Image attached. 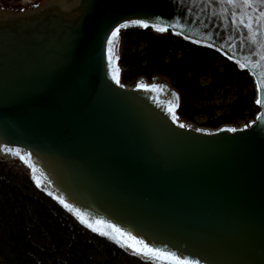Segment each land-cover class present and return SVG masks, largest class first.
Returning <instances> with one entry per match:
<instances>
[{"label": "water", "instance_id": "water-1", "mask_svg": "<svg viewBox=\"0 0 264 264\" xmlns=\"http://www.w3.org/2000/svg\"><path fill=\"white\" fill-rule=\"evenodd\" d=\"M149 28L247 72L257 110L179 118L163 76L120 77ZM0 161L150 264H264V0H0Z\"/></svg>", "mask_w": 264, "mask_h": 264}, {"label": "trees", "instance_id": "trees-1", "mask_svg": "<svg viewBox=\"0 0 264 264\" xmlns=\"http://www.w3.org/2000/svg\"><path fill=\"white\" fill-rule=\"evenodd\" d=\"M120 77L167 78L178 91L180 119L239 125L257 107L247 72L215 51L149 28L120 31ZM0 264H150L80 226L27 174L0 161Z\"/></svg>", "mask_w": 264, "mask_h": 264}, {"label": "rangeland", "instance_id": "rangeland-1", "mask_svg": "<svg viewBox=\"0 0 264 264\" xmlns=\"http://www.w3.org/2000/svg\"><path fill=\"white\" fill-rule=\"evenodd\" d=\"M201 121H202L201 119L196 120V122H198V123L201 122ZM198 123H196V124H198ZM242 123H245V122H241L240 124H242Z\"/></svg>", "mask_w": 264, "mask_h": 264}, {"label": "built area", "instance_id": "built-area-1", "mask_svg": "<svg viewBox=\"0 0 264 264\" xmlns=\"http://www.w3.org/2000/svg\"><path fill=\"white\" fill-rule=\"evenodd\" d=\"M25 1H31V0H25Z\"/></svg>", "mask_w": 264, "mask_h": 264}]
</instances>
